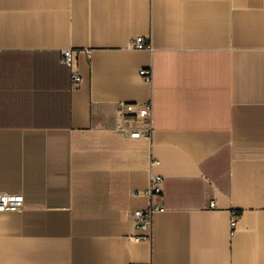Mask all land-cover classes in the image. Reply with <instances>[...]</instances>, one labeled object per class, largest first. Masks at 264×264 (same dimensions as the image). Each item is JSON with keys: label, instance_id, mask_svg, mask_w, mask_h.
<instances>
[{"label": "crops", "instance_id": "crops-1", "mask_svg": "<svg viewBox=\"0 0 264 264\" xmlns=\"http://www.w3.org/2000/svg\"><path fill=\"white\" fill-rule=\"evenodd\" d=\"M0 193V264H264V0H0Z\"/></svg>", "mask_w": 264, "mask_h": 264}, {"label": "built area", "instance_id": "built-area-1", "mask_svg": "<svg viewBox=\"0 0 264 264\" xmlns=\"http://www.w3.org/2000/svg\"><path fill=\"white\" fill-rule=\"evenodd\" d=\"M131 47L133 49H150L151 44L149 39L144 37H135L132 39ZM62 63L73 68L74 66V52L71 49H65L62 51ZM140 76L148 83H152L153 74L151 69H142L139 72ZM71 80L75 87L80 86L83 79L78 70L72 69ZM122 120L124 123H129V126L125 127V131L130 138L150 139L154 132V109L152 102H148L140 107H136L133 104H122L120 106ZM158 161H155L157 164ZM163 177L156 175L151 179V184L146 195L150 198L160 197L163 193ZM24 205V198L21 194L14 193H0V212L1 211H20ZM210 207H216L215 201L210 202ZM163 210V207L159 204L153 203L150 207L143 212H135L134 217L140 223L142 228L147 229L151 225L152 215L154 212ZM234 225V223H232ZM140 239H147V237H141Z\"/></svg>", "mask_w": 264, "mask_h": 264}, {"label": "trees", "instance_id": "trees-1", "mask_svg": "<svg viewBox=\"0 0 264 264\" xmlns=\"http://www.w3.org/2000/svg\"><path fill=\"white\" fill-rule=\"evenodd\" d=\"M241 212H239V214H240Z\"/></svg>", "mask_w": 264, "mask_h": 264}]
</instances>
